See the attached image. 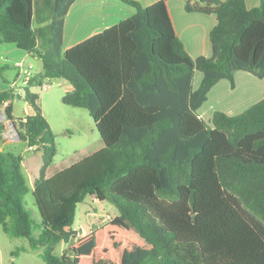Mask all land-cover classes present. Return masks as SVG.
<instances>
[{"label": "trees", "instance_id": "1", "mask_svg": "<svg viewBox=\"0 0 264 264\" xmlns=\"http://www.w3.org/2000/svg\"><path fill=\"white\" fill-rule=\"evenodd\" d=\"M76 1L54 0L42 52L35 0H0L1 42L43 64L24 89L34 114L13 118L15 96L0 92L6 119L43 157L31 187L22 158L0 151L3 232L44 249L46 264H264V98L236 116L217 111L207 122L199 114L221 81L235 88L237 72L264 78V0L251 9L246 0H181L187 13L217 21L212 56L195 60L163 0L149 7L121 0L133 16L64 51L65 18ZM195 72L203 75L197 90ZM44 79L73 88L62 102L89 112L103 144L50 178L55 135L30 90ZM30 192L40 222L28 211ZM88 197L119 215L77 238L76 209ZM61 243L69 246L56 256Z\"/></svg>", "mask_w": 264, "mask_h": 264}, {"label": "rangeland", "instance_id": "2", "mask_svg": "<svg viewBox=\"0 0 264 264\" xmlns=\"http://www.w3.org/2000/svg\"><path fill=\"white\" fill-rule=\"evenodd\" d=\"M212 17L214 18V16ZM194 19L197 21V16L190 18V20ZM174 21H182V19L177 18L176 15ZM35 25L38 26L37 19H35ZM47 33L49 39V31ZM40 39V50L45 51L49 46L48 39H45L43 35ZM25 64L29 63L25 62ZM35 66L34 72L40 70V61H37ZM6 70L2 71L0 81L8 86L9 80L16 79L19 72L15 68ZM7 72L8 75H6ZM195 73L193 87L196 90L200 84L199 78L201 79L203 75L200 72ZM236 79L235 88L229 81L224 80L210 93L208 101L199 111L205 116V121L217 111L225 112L230 116L242 114L264 98V78H257L247 72H237ZM17 82L20 86L23 85L24 78L17 79ZM44 85L47 86V91L43 90ZM69 86L63 79H44L42 87L34 86L30 89L31 92L38 95V104L43 116L55 135L56 155L50 168L52 171L47 174L48 178L52 177L56 170H62L66 166L78 162L84 156L98 152L103 148L100 135L89 112L82 108L65 105L62 102V98L70 91ZM26 107L27 104L24 100H16L14 115L16 117L23 116ZM8 122L9 120L5 119L1 123L3 130L0 151L4 150L15 157L22 158L21 171L29 185L33 187L43 167L42 152L30 149L25 142H22ZM26 203L32 217L40 222L41 217L35 206L32 192L26 196ZM118 215L117 208L111 203L100 202L93 197H88L85 202L77 206L73 230L77 233V238H80ZM68 246L61 243L56 247L54 254L61 256ZM43 253L44 249H32L28 240L5 234L0 226V264H46Z\"/></svg>", "mask_w": 264, "mask_h": 264}, {"label": "crops", "instance_id": "3", "mask_svg": "<svg viewBox=\"0 0 264 264\" xmlns=\"http://www.w3.org/2000/svg\"><path fill=\"white\" fill-rule=\"evenodd\" d=\"M159 1L162 0H141V3L144 7H149ZM163 1H165L167 4L174 29L177 35L183 41L189 56L192 59H197L198 57L202 56L207 58L211 57L212 46L210 42V33L217 24L215 16L201 13H188L189 15H185L187 14V12L185 10V3L183 1ZM246 4L247 7L251 9L254 7H258L260 5V0H246ZM53 8L54 0H35L33 4L32 27L39 34V50L41 35H43V37L45 36V39H48L47 32L49 31V27L51 25ZM134 14L135 10L130 6L124 4L121 0H77L71 6L65 18L63 50L66 51L73 46H76L77 44L91 38L92 36L117 25L123 20L128 19ZM176 15L177 18L180 17L182 21H174ZM195 16H197L198 18L197 21L195 19L190 20V18H194ZM212 16H214V18ZM35 19L38 20V26L35 25ZM47 49L48 47L45 49V51ZM20 61L32 64L34 66V69L36 68V62L40 61L41 69L36 70L35 75L42 74L43 64L38 56L19 50L16 45L3 44L0 38V70L3 68L7 69L6 71L10 70V68L16 69L15 64ZM6 75H8V72L6 73ZM19 78H21V76L17 74L16 79L9 80L8 86L4 85L0 81V92H13L15 96V99L11 104L12 116L15 119L34 114V112L27 105L23 116L16 117L14 115V103L16 100H23L24 89L28 85V83L24 80V84L20 86V84H18L17 82V79ZM236 78L237 73L235 74V81L237 80ZM202 80L203 77L201 79L199 78V87ZM69 87V93L73 92V88L71 86ZM7 105L8 103L5 104L4 107L0 108V115L2 112L5 113V108L7 107ZM200 116L205 119L204 115L200 114ZM211 118H209L207 122L210 121Z\"/></svg>", "mask_w": 264, "mask_h": 264}, {"label": "built area", "instance_id": "4", "mask_svg": "<svg viewBox=\"0 0 264 264\" xmlns=\"http://www.w3.org/2000/svg\"><path fill=\"white\" fill-rule=\"evenodd\" d=\"M18 74L24 78L26 82H29L33 77H35L34 66L32 64L26 65L24 61L17 62L15 64ZM43 90L47 91L48 88L46 85L43 86ZM5 113L2 112L0 115V124L6 119Z\"/></svg>", "mask_w": 264, "mask_h": 264}, {"label": "water", "instance_id": "5", "mask_svg": "<svg viewBox=\"0 0 264 264\" xmlns=\"http://www.w3.org/2000/svg\"><path fill=\"white\" fill-rule=\"evenodd\" d=\"M5 118H6V117H5ZM8 123L13 127V129L15 130L17 136L19 137V136H20V133H19V131H18V129H17L16 121H14V120H10ZM19 139H20V137H19Z\"/></svg>", "mask_w": 264, "mask_h": 264}]
</instances>
